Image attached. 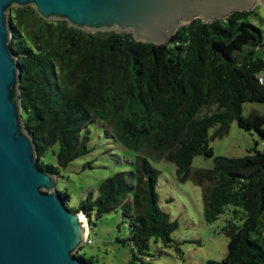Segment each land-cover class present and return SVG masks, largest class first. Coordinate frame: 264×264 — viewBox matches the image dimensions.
<instances>
[{"label": "trees", "instance_id": "obj_1", "mask_svg": "<svg viewBox=\"0 0 264 264\" xmlns=\"http://www.w3.org/2000/svg\"><path fill=\"white\" fill-rule=\"evenodd\" d=\"M250 17L259 18L256 8L212 22L196 19L157 46L131 33H85L65 21H45L32 7L11 8L22 118L38 166L58 176L88 155L91 124L131 153L126 170L103 179L96 195L88 193L71 210L99 219L120 207L131 263L154 264L150 244L170 247L178 227L158 205L160 172L151 158L174 164L179 182L201 188L207 224L231 208L222 228L227 253L205 264H264V150L227 158L209 146L233 122L264 141V115H241L243 104H264V60L255 56L263 33ZM55 146V165L46 164L43 157ZM196 156L211 159L212 168L192 170ZM60 196L67 204L69 196Z\"/></svg>", "mask_w": 264, "mask_h": 264}, {"label": "water", "instance_id": "obj_2", "mask_svg": "<svg viewBox=\"0 0 264 264\" xmlns=\"http://www.w3.org/2000/svg\"><path fill=\"white\" fill-rule=\"evenodd\" d=\"M264 0H0V264H82L90 223L68 209L56 174L38 166L22 118L20 67L10 42L11 8H34L45 21L85 33H131L138 42L168 43L181 24L212 22Z\"/></svg>", "mask_w": 264, "mask_h": 264}, {"label": "rangeland", "instance_id": "obj_3", "mask_svg": "<svg viewBox=\"0 0 264 264\" xmlns=\"http://www.w3.org/2000/svg\"><path fill=\"white\" fill-rule=\"evenodd\" d=\"M259 18L250 17L249 22L258 26L264 40V9L256 7ZM255 56L264 60V47L256 50ZM251 111L264 115V104L246 103L242 105L241 115L246 117ZM91 152L70 163L66 169H59L57 189L69 196L67 207L76 209L88 193L97 194L101 181L111 174L126 170L125 159L131 153L118 143L105 137L102 128L97 124L89 125ZM213 130L209 131L211 135ZM214 156L241 158L250 149L264 150V141L254 131H245L236 122L230 125L227 135L209 142ZM52 151L43 157L46 164L55 165ZM160 174L157 182L159 195L158 205L171 220L177 222V229L172 233L170 247L162 243H151V262L154 264H205L208 260L220 261L227 253L228 239L222 228L231 218L230 209L217 221L207 224L203 217L201 188L191 181L179 182L176 178L175 165L167 162L148 159ZM212 160L203 156L194 157L192 170L211 169ZM88 243L80 247L76 254H81L91 264H140L131 263L130 248L124 240L128 237V227L122 218L121 208L96 219L92 214L88 219ZM179 248V251L176 250Z\"/></svg>", "mask_w": 264, "mask_h": 264}, {"label": "built area", "instance_id": "obj_4", "mask_svg": "<svg viewBox=\"0 0 264 264\" xmlns=\"http://www.w3.org/2000/svg\"><path fill=\"white\" fill-rule=\"evenodd\" d=\"M259 82H262V79L261 78H259ZM86 243H88V240H87V242Z\"/></svg>", "mask_w": 264, "mask_h": 264}]
</instances>
